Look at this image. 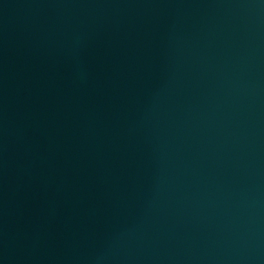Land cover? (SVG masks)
<instances>
[{
	"label": "water",
	"instance_id": "1",
	"mask_svg": "<svg viewBox=\"0 0 264 264\" xmlns=\"http://www.w3.org/2000/svg\"><path fill=\"white\" fill-rule=\"evenodd\" d=\"M0 264H264V0H0Z\"/></svg>",
	"mask_w": 264,
	"mask_h": 264
}]
</instances>
